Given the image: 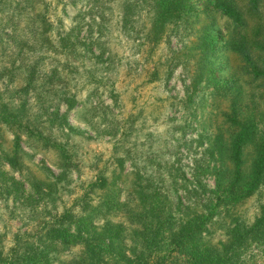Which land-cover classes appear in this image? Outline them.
<instances>
[{
	"label": "trees",
	"instance_id": "16d2710c",
	"mask_svg": "<svg viewBox=\"0 0 264 264\" xmlns=\"http://www.w3.org/2000/svg\"><path fill=\"white\" fill-rule=\"evenodd\" d=\"M142 4L148 6L151 22L147 33L154 41L168 24L191 23L189 18L197 11H211L227 20L218 48L204 36L198 37L201 62L208 64L210 56L221 50L234 54L238 65L226 82L213 85L227 106L207 137L202 156L192 160L196 172L190 173L192 187L184 189L181 199L171 198L160 172L143 174L138 169L129 191L120 199L117 176L98 174L69 206L45 219L40 212L56 182L32 177L30 186L23 188L13 175L6 177L8 171L22 169L23 135L25 140L39 139L40 145L35 146L58 147L62 165H70L65 145L49 144L41 125L33 122L34 115H27L25 97L30 91L35 92L36 117L56 113L46 111L47 100L64 101L67 106L74 102L58 77L52 80L55 66L42 73L37 64L47 52L67 50L74 37L67 33L51 39L50 23L37 13L42 30L37 32L33 27L28 40L13 34L8 38L14 42L12 53L19 59L24 81L16 89L21 97L16 108L0 104V138L4 129L12 135L11 147L0 151V195L28 206L36 223L29 231L16 233L6 251L0 249V264H264V0H135L124 5L125 24ZM214 20L207 28L215 26ZM6 68L12 72L9 64L0 72ZM207 72L212 74L211 69ZM42 77L43 81H38ZM154 163L157 169L171 168L174 185L179 178L188 181L176 162L173 166ZM4 166L8 170H3ZM206 171L212 178L211 188L197 177L198 172ZM97 190L101 192L99 201L93 203L90 194ZM252 195L259 200L247 218L237 208ZM215 230H220L219 237H215ZM73 248L76 250L68 259H60V253Z\"/></svg>",
	"mask_w": 264,
	"mask_h": 264
},
{
	"label": "rangeland",
	"instance_id": "374dc122",
	"mask_svg": "<svg viewBox=\"0 0 264 264\" xmlns=\"http://www.w3.org/2000/svg\"><path fill=\"white\" fill-rule=\"evenodd\" d=\"M131 1L135 0L0 1V68L9 64L12 71L6 68L0 72V104L8 103L16 108L21 98L16 89L24 81L19 59L12 53L15 45L8 39L10 35L31 38L28 33L33 27L36 26L37 32L44 28L37 19V13H41L50 23L51 39L67 33L74 37L67 50L47 52L37 62L42 73L55 66L52 80L58 77L68 94L73 95V104L47 100L46 111L56 113L36 117L35 92L30 91L25 97L28 117L34 115L33 122L41 125L42 135L49 144L65 145L70 165L63 166L58 147L35 146L40 145L39 139L25 140L23 135L22 169L8 171L6 175L7 178L13 175L23 188L30 186L32 177L56 182L50 196L43 200L42 212L39 211L45 219L69 206L98 174L117 176L115 186L122 199L136 170L143 174L160 172L171 198L181 199L184 189L193 185L189 182L190 173L196 175L192 160L202 156L207 137L227 106L217 92L219 89L212 88L233 75L237 57L216 50L209 63L204 64L199 60L201 47L198 46V37L202 35L218 48L226 18L211 11H197V15L189 18L191 23L168 24L154 41L147 33L151 22L148 6L142 4L140 11L125 24L124 5ZM212 18L215 26L207 28ZM199 72L201 78L197 79ZM38 81L42 82L43 77ZM0 140V151H7L12 144L10 131L2 130ZM150 162H166L167 166L176 162L188 181L179 178L174 185L171 168L157 169ZM3 170L8 167L4 166ZM58 175L60 178L56 180ZM197 177L207 188L213 185L208 172H198ZM100 193L97 190L90 194L93 203ZM258 200L257 195H252L237 210L251 218ZM35 223L28 206L0 195L1 251L12 244L16 233L29 231ZM219 233L220 230H215V237ZM75 250L60 253V259H68Z\"/></svg>",
	"mask_w": 264,
	"mask_h": 264
}]
</instances>
